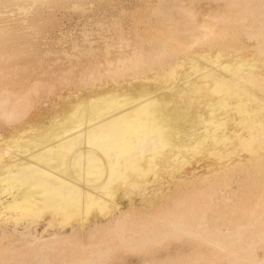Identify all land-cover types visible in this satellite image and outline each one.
Returning a JSON list of instances; mask_svg holds the SVG:
<instances>
[{
  "label": "bare ground",
  "instance_id": "obj_1",
  "mask_svg": "<svg viewBox=\"0 0 264 264\" xmlns=\"http://www.w3.org/2000/svg\"><path fill=\"white\" fill-rule=\"evenodd\" d=\"M50 1L0 0V46L10 42V20L27 22ZM211 3L212 20L195 22L197 32L183 41L184 56L174 59L164 49L168 59L150 64L152 71L151 65H163L170 82L152 86L164 74L136 69L138 47H119L107 66L121 72L107 69L110 81L101 77L97 86L92 80L96 87L80 91L69 106L54 101L59 111L0 131V264H110L118 250L146 259L154 248H170V241L180 245L161 264H260L264 68L255 71L253 56L264 55V0ZM228 25L244 34L229 41L235 55L223 47ZM128 66L135 68L125 73ZM29 101L1 88L0 116L24 118ZM83 116V127L68 128ZM96 131L101 143L87 138ZM161 169L166 175L155 178ZM234 181L242 193L231 188ZM126 185L140 190L117 192Z\"/></svg>",
  "mask_w": 264,
  "mask_h": 264
},
{
  "label": "rangeland",
  "instance_id": "obj_2",
  "mask_svg": "<svg viewBox=\"0 0 264 264\" xmlns=\"http://www.w3.org/2000/svg\"><path fill=\"white\" fill-rule=\"evenodd\" d=\"M184 1L162 0L156 5L158 0H152L151 3L148 0H52L43 3L39 13L28 14L27 22H20L18 19L10 20L14 21L12 27L15 29L10 36H7L10 39L9 44L0 46V52L3 54V58L0 59V70L2 71L0 74V89L5 87L17 94L25 95L27 100H30V107L27 109L24 118L8 121L0 116V131L8 133L14 126L19 127L26 120H37L39 119L38 114L42 111L44 113L59 111L60 107L59 105L54 106V101L69 106V103L80 95V91L88 92L90 88H95V85H100L101 77L110 81V76H107V69L121 72L113 65L107 66L110 60L114 62L117 60L119 55L115 50L119 47H125L128 52L129 48L138 47L136 54H139L140 61H138L136 69L144 70L148 76L154 75V71L163 73L164 69H162L163 65L161 64H153L151 66L154 67V71L149 70L152 61H165V59H168L166 51L171 53L174 59H181L184 56L185 49L183 41L186 38L191 40L192 35L197 32L193 29L195 22L203 18L209 21L212 20L209 15L213 11L208 9L212 0ZM152 8H154L153 12ZM250 21L258 22L255 20ZM184 23H187V26ZM170 28L171 30H169ZM226 29L227 34L223 39V47L225 51L235 55L229 41L244 37L243 31L235 25H228ZM104 36L108 37L109 45L104 42ZM119 41H128V43L119 46V43L117 44ZM104 46L110 48L112 52L107 54ZM199 47V44L192 45L193 49ZM157 48L163 49L160 52L162 54L154 56L152 54L153 49ZM213 50L218 51V48L216 47ZM239 55L242 56L243 54L240 53ZM253 58L255 60L253 62L255 71L260 68L263 69V53L255 52ZM130 62L129 59L124 64L129 65ZM134 68L128 66L125 73L133 71ZM163 74L160 82L157 83L153 80L150 84L156 86L170 82L172 78L169 77V74L166 72ZM182 78L180 75H176L173 80L180 82ZM17 90L21 92L18 93ZM48 107L50 108L48 109ZM86 117L85 125L89 124L91 119V116L86 115ZM82 120H84V116L83 119L75 121L79 124L73 122L74 125L70 124L68 128L83 127L84 121ZM98 133L97 131L91 133L87 138L92 140L96 137L92 140L96 141L99 139L97 135L102 137L101 133ZM98 141L101 143V139ZM100 146L91 147L94 148L92 150L99 147L97 150L100 151ZM204 162H200V168ZM177 165H181V163H177ZM199 167L197 169L201 170ZM27 169H32L35 172ZM27 169V172L30 171L33 176L38 172L34 167H27ZM157 172L158 175L155 178L166 175L167 170L161 169ZM28 174L25 175L28 177ZM136 180L140 181L141 178ZM81 181L84 182V180ZM81 181L78 180L77 183L82 184ZM23 182V184L27 183ZM239 182L241 184L243 180ZM198 186L199 184L196 183L195 187ZM231 186V188H236L239 194L242 193L239 191L245 190L238 186L237 181H234ZM126 187H129V189ZM131 188L132 194L140 190L139 187L126 185L118 188L117 192H122L125 189L130 190ZM183 189L186 190V188ZM93 213H96V211H93ZM48 230L51 231L52 228H48ZM82 238V241L85 242L86 239L88 241V237ZM169 244L170 248L168 249L165 245L152 249L151 254L155 260L152 257H150L151 259H145L141 256V253L131 250H118L112 261L110 260V264H143L145 260V263L148 264L154 262L157 264L160 262L161 264L167 260L165 258L167 257L166 254H175V247L180 245L176 241H170ZM182 246L184 249H188L187 245L183 244ZM263 250V248L257 250L258 259L261 258L260 264H264Z\"/></svg>",
  "mask_w": 264,
  "mask_h": 264
}]
</instances>
